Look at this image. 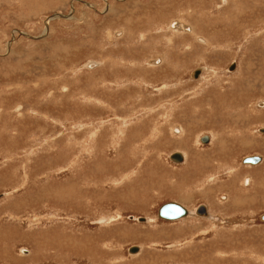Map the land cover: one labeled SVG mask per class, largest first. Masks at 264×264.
<instances>
[{
	"label": "rangeland",
	"instance_id": "rangeland-1",
	"mask_svg": "<svg viewBox=\"0 0 264 264\" xmlns=\"http://www.w3.org/2000/svg\"><path fill=\"white\" fill-rule=\"evenodd\" d=\"M263 213L264 0H0V264H264Z\"/></svg>",
	"mask_w": 264,
	"mask_h": 264
},
{
	"label": "water",
	"instance_id": "water-1",
	"mask_svg": "<svg viewBox=\"0 0 264 264\" xmlns=\"http://www.w3.org/2000/svg\"><path fill=\"white\" fill-rule=\"evenodd\" d=\"M233 70V65L229 69V71ZM197 74L195 73L193 75V78H197ZM203 144L208 142V137L203 136L200 140ZM170 159L174 162H181L182 155L180 153H174L171 155ZM260 162V158L256 156L247 157L242 160V164H248V165H255L256 163ZM158 218L162 219L164 221H176L180 218H183L186 216V211L179 205L174 202H167L165 204H162L161 207L158 209L157 212ZM200 215V214H199ZM201 215H207L206 209L202 207L201 209ZM132 219V217L130 218ZM260 221L264 222V213L260 216ZM136 221L138 222H144V218H137ZM103 222V221H102ZM137 251L136 247H132L129 252L134 253Z\"/></svg>",
	"mask_w": 264,
	"mask_h": 264
},
{
	"label": "bare ground",
	"instance_id": "bare-ground-1",
	"mask_svg": "<svg viewBox=\"0 0 264 264\" xmlns=\"http://www.w3.org/2000/svg\"><path fill=\"white\" fill-rule=\"evenodd\" d=\"M155 15H157V14H155ZM61 17V16H60ZM179 26H180V30H182V31H184L185 32V29H189V27H186V26H183V25H181V24H179ZM190 30H192V29H190ZM189 30V31H190ZM191 32V31H190ZM194 32V31H193ZM194 34V33H193ZM253 46V45H252ZM252 48V47H251ZM36 63V62H35ZM85 64H88V63H85ZM85 64H84V66H85ZM234 67H235V64H233V69H234ZM26 68V67H25ZM37 68V67H36ZM230 69V68H229ZM199 72H201V70L198 68V69H196V70H194L193 72H191V75L193 76L195 73H198L197 74V76L199 75ZM228 72H230L229 70H228ZM232 72V71H231ZM19 93V92H18ZM25 98V97H24ZM262 104L263 103H260V104H258V106H262ZM34 105V104H33ZM255 105H257V104H255ZM26 106V105H25ZM15 107V106H14ZM218 122V121H217ZM143 129V128H142ZM219 139V138H218ZM218 143V142H217ZM184 145V144H183ZM124 147V146H123ZM184 149V148H183ZM180 153V152H179ZM181 154V153H180ZM182 155V159H184V155L183 154H181ZM124 156V155H123ZM247 157H251V156H246V157H243L242 159H241V161H240V163L242 164V160L243 159H245V158H247ZM174 162V161H173ZM221 175V174H220ZM206 190V189H205ZM240 193V192H239ZM199 194V193H198ZM209 194V193H208ZM181 198V197H180ZM226 198V197H225ZM181 200V199H180ZM180 205V204H179ZM185 211H186V218L187 217H189L190 216V211H188L187 210V207H183V205H180ZM204 207H205V205H203ZM161 206H159L158 207V209L160 208ZM158 209H157V212H158ZM205 209L207 210V208L205 207ZM196 210L197 209H195V211L193 212V215L194 216H197L198 217V214L196 213ZM157 212H156V216H157V218H158V215H157ZM207 212V211H206ZM131 217V216H130ZM184 218V217H183ZM145 219V218H144ZM159 219V218H158ZM180 219H182V218H180ZM206 219H208L209 220V215H208V213H207V216H206ZM160 220H162V219H160ZM179 220V219H178ZM103 221V220H102ZM145 221H146V219H145ZM177 221V220H176ZM106 222V221H105ZM102 260V259H101Z\"/></svg>",
	"mask_w": 264,
	"mask_h": 264
},
{
	"label": "flooded vegetation",
	"instance_id": "flooded-vegetation-1",
	"mask_svg": "<svg viewBox=\"0 0 264 264\" xmlns=\"http://www.w3.org/2000/svg\"><path fill=\"white\" fill-rule=\"evenodd\" d=\"M259 130H261V129H259ZM252 156H256V157H258V155H251V157ZM260 158V157H259ZM260 161H261V158H260ZM204 204H202V205H200L199 207H197V210H196V213L199 215V214H201V209H202V207H204L203 206ZM206 207V206H205ZM204 207V208H205ZM196 209V208H195ZM207 211V210H206ZM208 213V212H207ZM211 215V214H210ZM264 223V222H263Z\"/></svg>",
	"mask_w": 264,
	"mask_h": 264
},
{
	"label": "crops",
	"instance_id": "crops-1",
	"mask_svg": "<svg viewBox=\"0 0 264 264\" xmlns=\"http://www.w3.org/2000/svg\"><path fill=\"white\" fill-rule=\"evenodd\" d=\"M176 30H179V29H176ZM87 63V62H86ZM89 63V62H88ZM152 63H153V61H152ZM87 66V64H85V66L84 67H86Z\"/></svg>",
	"mask_w": 264,
	"mask_h": 264
}]
</instances>
